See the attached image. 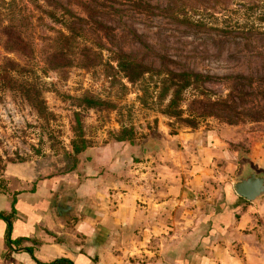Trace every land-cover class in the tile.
<instances>
[{"label": "rangeland", "instance_id": "obj_1", "mask_svg": "<svg viewBox=\"0 0 264 264\" xmlns=\"http://www.w3.org/2000/svg\"><path fill=\"white\" fill-rule=\"evenodd\" d=\"M10 21L33 52L29 58L5 52L0 42V64L5 56L18 61L24 67L14 75L18 83L34 80L53 116L40 118L19 93L2 88L6 78H0V190L8 189L16 176L30 182L59 175L70 179L85 163L86 149L104 150L118 137L125 138L124 144L113 145L107 153L126 147L143 157L146 142L158 146L150 155L172 146L176 151L170 150V162L177 171L183 156L191 165L196 158L201 161L202 153L183 149L173 132L182 135L221 125H238L245 133L264 130V0H0V30ZM66 24L80 46L100 51L104 60L121 50L152 69L153 74H145V92L119 74L110 84L100 66L75 65L64 73L43 74L47 38L54 29L67 34ZM182 70L211 76L204 84L211 101L222 100L233 80L242 96L234 98L228 113L215 109L217 115L190 128L160 112L163 104L154 83L168 71ZM85 92L114 104L84 108L76 99ZM193 98L192 90L185 91L184 116ZM77 112L86 147L74 153ZM123 127L128 131L121 132ZM234 149L240 171L248 148L239 143Z\"/></svg>", "mask_w": 264, "mask_h": 264}, {"label": "crops", "instance_id": "obj_2", "mask_svg": "<svg viewBox=\"0 0 264 264\" xmlns=\"http://www.w3.org/2000/svg\"><path fill=\"white\" fill-rule=\"evenodd\" d=\"M242 129L173 134L183 149L202 153L191 165L183 156L177 171L172 146L143 157L126 147L107 153L124 144L116 141L86 149L70 179L12 178L0 190V264H264V197L243 198L235 211L220 207L224 184L237 200L236 145L264 171V130ZM211 225L217 231L208 235Z\"/></svg>", "mask_w": 264, "mask_h": 264}, {"label": "trees", "instance_id": "obj_3", "mask_svg": "<svg viewBox=\"0 0 264 264\" xmlns=\"http://www.w3.org/2000/svg\"><path fill=\"white\" fill-rule=\"evenodd\" d=\"M68 33L62 30L54 29V35L49 36L47 43V54L44 58V67L42 73L52 70L57 73H64L72 66H80L84 68H91L100 66L104 75L109 78V83L113 84L117 79V75H121L132 84H137L138 89L145 92L144 82L145 74L150 72L153 74L152 69L147 65L141 63L139 60L132 58L130 55L125 54L123 51L118 50L112 52L111 58L104 60L102 54L97 52L91 47L80 46L76 40L77 36L73 28L66 24ZM0 42L5 52L18 53L21 56L29 58L33 52L31 43L23 36L18 26L10 21L9 24L3 26L0 30ZM112 62L116 64L113 65ZM24 67L21 64L5 56L0 64V78H6L2 88L7 87L10 90L16 91L22 98L34 108L39 117L43 120H49L53 116L46 107V102L42 98V90L34 80L28 78L27 80L18 83L17 77L14 75ZM26 70V69H25ZM27 71V70H26ZM152 77V76H151ZM211 79V76L201 73L182 70V71H168L160 76L154 83L157 87V96L159 102L163 105L160 107V112L168 118L176 119L190 128H196L199 120L211 115H217L215 109H223L228 113L232 109V104H235L234 98L237 95L242 96L236 85L237 82L233 80L231 89L222 100H210V95L204 87V84ZM235 79V78H233ZM4 81V79L2 80ZM158 83V84H157ZM192 90L194 98L188 107V114L184 116L185 112L182 108V101L184 93L187 90ZM264 97V96H263ZM165 100H167L165 102ZM78 105L84 108H111L113 102L102 100L89 92H85L81 97L76 99ZM165 102V103H164ZM221 105V106H218ZM80 113H76V126L74 127V134L76 138L72 140V149L74 153H78L86 147V140L83 138L81 120L79 119ZM264 117V116H262ZM227 123L232 124L231 118L227 119ZM128 130L123 127L121 132ZM173 134H175L173 132ZM117 141H124L125 138L118 137ZM227 184L223 185L222 191L224 200L220 207L226 208L227 211H235L237 202L245 201L242 197H237L232 201L231 197L227 196L225 191ZM219 209V206L218 208ZM217 209L209 210V214H215ZM211 225L208 230V235L215 233Z\"/></svg>", "mask_w": 264, "mask_h": 264}, {"label": "water", "instance_id": "obj_4", "mask_svg": "<svg viewBox=\"0 0 264 264\" xmlns=\"http://www.w3.org/2000/svg\"><path fill=\"white\" fill-rule=\"evenodd\" d=\"M158 146L151 142L142 145L143 155L149 156ZM241 168L238 174L232 179L234 192L253 203H258L264 197V171L257 170L250 163L249 159L241 158Z\"/></svg>", "mask_w": 264, "mask_h": 264}]
</instances>
